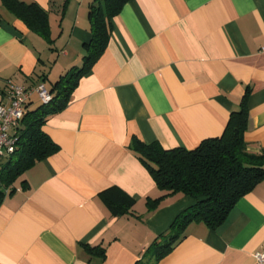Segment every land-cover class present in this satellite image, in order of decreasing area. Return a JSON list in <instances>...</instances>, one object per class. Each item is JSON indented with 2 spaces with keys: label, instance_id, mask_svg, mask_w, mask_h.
Segmentation results:
<instances>
[{
  "label": "crops",
  "instance_id": "0c3cea01",
  "mask_svg": "<svg viewBox=\"0 0 264 264\" xmlns=\"http://www.w3.org/2000/svg\"><path fill=\"white\" fill-rule=\"evenodd\" d=\"M21 1L49 12L54 43L0 0V91L12 80L45 83L52 93L61 76L83 63L95 0ZM242 105L248 151L260 154L264 0H130L111 20L102 57L43 127L60 150L28 170L0 205V264H137L195 201L176 194L157 202L165 193L132 140L193 150L221 137ZM109 198L131 202L130 214L113 215ZM87 246L105 248V257ZM258 252H264V180L218 228L190 224L157 264H257Z\"/></svg>",
  "mask_w": 264,
  "mask_h": 264
},
{
  "label": "trees",
  "instance_id": "16d2710c",
  "mask_svg": "<svg viewBox=\"0 0 264 264\" xmlns=\"http://www.w3.org/2000/svg\"><path fill=\"white\" fill-rule=\"evenodd\" d=\"M129 1L95 0L92 3L89 12L92 38L85 45L82 65L71 68L54 84L50 103H41L26 110L16 133V147L5 156V162H2L4 157L0 160V205L16 191L15 183L28 170L60 150L43 127L49 117L68 106L71 93L80 79L102 57L110 39L111 20ZM1 2L32 32L53 45L47 10L35 2ZM248 117V110L242 105L231 113L221 137L203 140L193 150L183 147L166 150L159 143L146 144L138 138L132 140L131 149L147 167L157 187L165 193L157 202L176 194L195 201L176 217L167 232L155 239L137 264H157L164 259L184 238L185 230L192 223H204L211 229L223 225L237 202L264 180V152L255 154L248 151L245 141ZM106 201L113 215L130 214L131 202L127 199L121 204L110 198ZM87 250L92 255L105 257L106 249L101 246H87Z\"/></svg>",
  "mask_w": 264,
  "mask_h": 264
},
{
  "label": "built area",
  "instance_id": "2783aa9c",
  "mask_svg": "<svg viewBox=\"0 0 264 264\" xmlns=\"http://www.w3.org/2000/svg\"><path fill=\"white\" fill-rule=\"evenodd\" d=\"M34 95L44 104L53 99L45 83L27 87L7 80L5 89L0 92V160L16 147V133ZM254 257L257 264H264V252H258Z\"/></svg>",
  "mask_w": 264,
  "mask_h": 264
},
{
  "label": "rangeland",
  "instance_id": "374dc122",
  "mask_svg": "<svg viewBox=\"0 0 264 264\" xmlns=\"http://www.w3.org/2000/svg\"><path fill=\"white\" fill-rule=\"evenodd\" d=\"M39 104H40L39 99H38L37 97H35V98H34V101L32 102V108L37 107ZM6 160H7V158L4 157V158L2 159V162H5Z\"/></svg>",
  "mask_w": 264,
  "mask_h": 264
}]
</instances>
